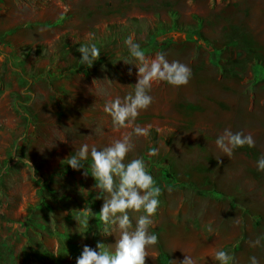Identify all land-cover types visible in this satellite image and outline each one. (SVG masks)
<instances>
[{"label": "rangeland", "instance_id": "obj_1", "mask_svg": "<svg viewBox=\"0 0 264 264\" xmlns=\"http://www.w3.org/2000/svg\"><path fill=\"white\" fill-rule=\"evenodd\" d=\"M129 35L146 56L192 70L185 86L152 85L135 121L150 134L133 136L126 157L142 158L161 190L145 264H219L218 250L264 264V240L253 244L264 236V0H0V264H76L85 245L119 239L99 217L90 168L84 176L66 159L132 132L103 111L134 92ZM87 43L100 60L64 76ZM225 128L255 146L225 156L215 143Z\"/></svg>", "mask_w": 264, "mask_h": 264}, {"label": "clouds", "instance_id": "obj_2", "mask_svg": "<svg viewBox=\"0 0 264 264\" xmlns=\"http://www.w3.org/2000/svg\"><path fill=\"white\" fill-rule=\"evenodd\" d=\"M87 39H95L94 34L89 33ZM124 44L129 57L135 63L128 59L123 62L135 65L137 83L134 92L123 99L117 97L106 102L103 111L110 115L114 126L131 128L132 132L124 134L102 149L84 143L66 159L68 166L76 171L83 170L84 176L89 175L90 168L91 176L96 182L93 188L98 189L100 193L97 199H103L99 217L107 224L117 225L120 235L111 246L97 243L94 249L85 245L76 264H145L147 250L158 242V236L150 231V226L153 223L152 217L160 206L161 190L142 158L126 162V157L134 149L133 136L147 137L150 134L151 125L141 127L135 124V121L140 112L147 110L153 103V97L150 95L152 85L166 82L173 87L185 86L192 77V70L179 61H169L163 53H157L154 57L146 56L140 44L134 41L133 35H129ZM77 51L81 54L80 62L85 65L92 64L100 57V50L94 43L81 44ZM3 58V55H0V61ZM95 131L99 133L102 130ZM215 143L229 158L238 148L255 146L251 134L233 132L230 128H225L217 136ZM150 154L155 156L157 152L152 150ZM89 157L90 165L86 164ZM85 165L88 167L85 168ZM256 166L259 171H264V154L259 156ZM129 210L143 214L130 217ZM262 240L264 236L258 237L253 242L254 246H261ZM215 259L219 264H235L234 257L225 250L216 251ZM249 261L250 264H259L256 256L249 257ZM176 264H196V261L192 256L185 255L184 259Z\"/></svg>", "mask_w": 264, "mask_h": 264}, {"label": "trees", "instance_id": "obj_3", "mask_svg": "<svg viewBox=\"0 0 264 264\" xmlns=\"http://www.w3.org/2000/svg\"><path fill=\"white\" fill-rule=\"evenodd\" d=\"M81 57V56H80ZM96 60H100L99 57H97ZM95 64V61L92 63V64H88V65H85V64H82L81 62H79L76 66L74 65L71 69L69 70H66V72L64 73V76L66 77H70L72 76L75 72H87V69L86 67H88L89 65H93ZM52 74H55V73H52ZM60 75H63V73H61ZM53 76H56V75H53ZM169 178H172L171 176H169Z\"/></svg>", "mask_w": 264, "mask_h": 264}]
</instances>
